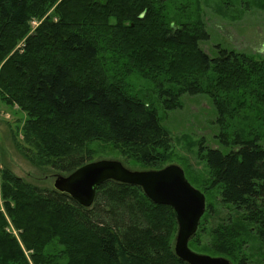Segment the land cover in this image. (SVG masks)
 <instances>
[{
	"label": "trees",
	"instance_id": "16d2710c",
	"mask_svg": "<svg viewBox=\"0 0 264 264\" xmlns=\"http://www.w3.org/2000/svg\"><path fill=\"white\" fill-rule=\"evenodd\" d=\"M207 29L200 0H0V99L28 112L18 145L28 160L70 174L93 160L96 140L144 168L173 158L172 133L135 78L151 83L167 110L182 107L184 95L208 96L221 146L197 144L207 178L191 164L185 170L207 197L189 245L264 264V59L221 45L210 55L201 46ZM0 197L35 264H188L174 249V210L140 186L109 180L86 208L3 163ZM218 199L229 213L212 224ZM7 225L0 210V264H29Z\"/></svg>",
	"mask_w": 264,
	"mask_h": 264
},
{
	"label": "rangeland",
	"instance_id": "374dc122",
	"mask_svg": "<svg viewBox=\"0 0 264 264\" xmlns=\"http://www.w3.org/2000/svg\"><path fill=\"white\" fill-rule=\"evenodd\" d=\"M200 1L202 2L207 30L210 34L208 41L201 43L202 48L207 53L212 56L215 55L218 51L217 46L221 45L228 49L253 55L258 59H264V7L260 4L264 0H226V3L223 0ZM31 24L32 30H34L39 25V21L34 18ZM133 84L138 94L156 102L163 124L172 133L174 155L165 166L175 163L188 172L187 165L191 164L202 177L207 178L209 170L204 161H198L196 153L198 150L197 144L202 138L205 139L206 145L209 147L218 148L221 146L217 137L221 129L217 123L218 114L213 101L206 95H184L182 97V107L175 110H167L157 102L151 83L144 79L135 78ZM40 108L46 109L43 106H40ZM28 118V112L23 110L19 104L10 107L0 99V167H2L3 163L7 164L17 176L28 182L34 183L41 188H54L52 174L56 173V171L33 164L18 148V145L24 139L23 128ZM54 126L53 124L48 130L55 131ZM91 148L94 151L92 161L115 159L122 161L133 170L154 169L144 168L142 164L125 157L112 143L96 140L91 144ZM195 187L199 188V185L195 184ZM208 201H211L210 196ZM214 203L218 212L211 217L210 221L212 224L216 222L218 217L228 214L230 208L221 203L219 199ZM23 206L27 207L25 204ZM0 210L4 211L8 220L6 231L18 239L26 253L29 264H35L32 257L33 251L24 245L20 235L21 231L4 210L1 197ZM33 217L35 218L36 216L33 215ZM34 218L31 217V222L36 224L38 219L35 220ZM204 239L205 242L210 241L211 235L209 232L204 235ZM192 249L198 253L216 256L211 253L200 252L196 247ZM254 262L255 264H260L257 260Z\"/></svg>",
	"mask_w": 264,
	"mask_h": 264
},
{
	"label": "water",
	"instance_id": "95a60500",
	"mask_svg": "<svg viewBox=\"0 0 264 264\" xmlns=\"http://www.w3.org/2000/svg\"><path fill=\"white\" fill-rule=\"evenodd\" d=\"M53 178L54 189L68 194L86 208L94 205L99 187L109 180L140 186L154 203L171 206L174 210L178 222L174 249L181 260L188 264H235L227 257L198 253L190 247L206 212L207 198L178 164L133 170L122 161L101 159L88 162L67 175L55 174Z\"/></svg>",
	"mask_w": 264,
	"mask_h": 264
}]
</instances>
